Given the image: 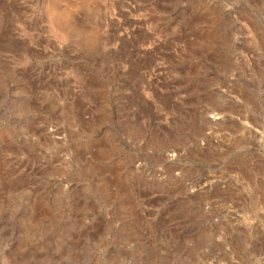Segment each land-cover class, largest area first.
<instances>
[{"label":"rangeland","instance_id":"rangeland-1","mask_svg":"<svg viewBox=\"0 0 264 264\" xmlns=\"http://www.w3.org/2000/svg\"><path fill=\"white\" fill-rule=\"evenodd\" d=\"M0 264H264V0H0Z\"/></svg>","mask_w":264,"mask_h":264},{"label":"bare ground","instance_id":"bare-ground-1","mask_svg":"<svg viewBox=\"0 0 264 264\" xmlns=\"http://www.w3.org/2000/svg\"><path fill=\"white\" fill-rule=\"evenodd\" d=\"M92 2H93V1H92ZM64 15H65L66 18H69V15H67V14H64ZM62 16H63V15H62ZM59 18H60V17H59ZM215 113H216V112H215Z\"/></svg>","mask_w":264,"mask_h":264}]
</instances>
